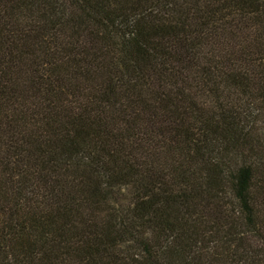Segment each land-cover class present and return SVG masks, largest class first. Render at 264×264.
<instances>
[{"label":"trees","instance_id":"1","mask_svg":"<svg viewBox=\"0 0 264 264\" xmlns=\"http://www.w3.org/2000/svg\"><path fill=\"white\" fill-rule=\"evenodd\" d=\"M0 264H264V0H0Z\"/></svg>","mask_w":264,"mask_h":264}]
</instances>
